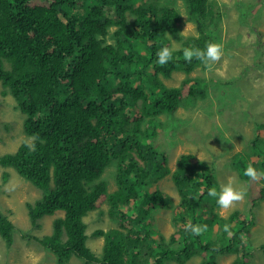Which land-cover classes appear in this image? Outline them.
Wrapping results in <instances>:
<instances>
[{
    "label": "trees",
    "instance_id": "trees-1",
    "mask_svg": "<svg viewBox=\"0 0 264 264\" xmlns=\"http://www.w3.org/2000/svg\"><path fill=\"white\" fill-rule=\"evenodd\" d=\"M175 1L0 0V84L26 115L27 135L36 137L34 150L25 142L15 154L0 156V165L16 169L43 191L40 200L28 205L33 223L64 213L54 221L51 235L30 236L56 255L57 264H69L73 257L86 264H185L201 253V264H221V256L229 254L237 255L233 264L251 262L253 252L244 239L255 212L247 218L237 210L223 219L216 198L208 196L209 188L220 190L213 165L183 154L174 171L161 169L166 156L158 161L153 150L158 116L175 112L184 99L194 101L198 93L204 95L198 89L204 80L190 77L203 64L195 58L185 61L183 49L204 50L208 42L222 41L223 13L215 0H184L197 27V35L189 37L180 33L183 20ZM252 6L255 9L252 3L247 8ZM112 28H116L114 42L108 43ZM171 36L181 48L160 66L157 53L170 47ZM175 72L187 77L180 87H169L161 78L169 79ZM130 106H140L147 114L133 117L131 127L124 118ZM147 118L152 126L148 129L154 131L150 136L141 130ZM260 127L264 129L263 124ZM254 145L250 153L236 154L234 164L242 178L260 187V198L253 200L259 207L264 179L256 182L243 175L250 157L251 165L264 172V138ZM111 166L116 167L113 181L106 176ZM168 174L181 196L178 205L160 189L147 188ZM105 202L120 225L134 227L87 233L85 218ZM125 205H132L128 212L119 209ZM172 208L175 232L169 240L161 236L155 247L150 241L155 230L146 222L155 216L153 210ZM188 221L206 224L208 229L194 237L185 231ZM216 224L222 230L214 240ZM225 224L233 227L230 239ZM237 224H243L244 230L235 229ZM13 230L0 212V233L11 243ZM91 237L104 238L99 256L87 244ZM143 249L145 261L138 258ZM261 250L264 253V245Z\"/></svg>",
    "mask_w": 264,
    "mask_h": 264
},
{
    "label": "rangeland",
    "instance_id": "rangeland-1",
    "mask_svg": "<svg viewBox=\"0 0 264 264\" xmlns=\"http://www.w3.org/2000/svg\"><path fill=\"white\" fill-rule=\"evenodd\" d=\"M215 1L216 9L223 13L220 43L224 47V56L221 61L212 65L211 71L202 65L190 74V77H199L205 81L198 87L203 90L204 95L198 93V99L194 101L184 99L175 112L158 116L154 122L155 133L150 130L152 129L150 118L143 121L141 130H147L148 136L154 133L151 143L153 150L157 152V160L162 161V155L166 156L167 162L161 169L170 168L174 171L183 154H193L199 161L213 165L219 187L227 183L230 177L234 179V186L246 193L244 200L226 211L217 207V211L226 220L237 210L243 211L247 218L255 212L256 218L253 225L247 228L250 234L244 242L253 252L250 264H264V253L261 250V246L264 245V200L259 207H255L253 200L260 198V187L242 178L234 164L236 154L250 153L248 151L254 148V142L264 138V129L260 127L261 124L264 125V0ZM174 3L185 10L182 13L184 30L181 35L185 37L197 35L196 25L187 16L186 2L177 0ZM251 3L255 4V9L253 6V9L247 8ZM115 29H111L108 43L114 42L112 36ZM170 40L172 42L170 48L173 50L181 48V42L173 38ZM150 71L153 73V67ZM186 77L187 74L184 72H175L171 78L161 79L169 87H180ZM112 84L117 86L118 83L113 80ZM126 109L128 116L124 118L130 120L129 127L133 117L147 115L140 106H130ZM25 119L26 115L20 111L15 98L0 84V156L15 154L25 142L33 144L34 140L25 130ZM253 161L254 158L250 157L249 163L252 164ZM259 163H263V160L259 159ZM115 172V166L108 168L106 176L111 178L110 181H113ZM112 185L111 191L116 190L113 182ZM147 188L149 192L160 189L176 205L181 201L180 193L170 174L158 183L153 182ZM42 196L43 191L23 178L16 169L0 165V212L14 226V242L3 239L0 233V264H57L58 259L53 252L30 240V236L41 238L51 235L54 221L64 216L63 212L58 211L55 215L45 216L36 224L33 223L28 205L35 204ZM131 207L132 205H125L119 209L128 212ZM153 213L155 216H151V220H147L146 224L152 225V229L155 230L150 241L157 247V241L161 236L169 240L175 232V211L172 208L153 210ZM85 222L89 234L99 228L109 230L125 229L126 225L134 227L130 223L120 225L117 219L111 217L107 202L100 204L98 209L91 212L85 218ZM218 225L214 226L215 232L212 237L214 240L221 234L222 229ZM244 228L243 224H237L235 229ZM87 244L91 251L99 256L105 242L104 238L91 237ZM202 256V253L197 254L185 264H201ZM138 258L141 261L147 259L144 249L139 251ZM236 259L235 254L224 255L221 256L220 263L233 264ZM152 260L149 261L153 263ZM69 264L86 263L73 257ZM168 264L179 263L173 261Z\"/></svg>",
    "mask_w": 264,
    "mask_h": 264
},
{
    "label": "clouds",
    "instance_id": "clouds-1",
    "mask_svg": "<svg viewBox=\"0 0 264 264\" xmlns=\"http://www.w3.org/2000/svg\"><path fill=\"white\" fill-rule=\"evenodd\" d=\"M178 9L180 10L181 17L183 20V23L181 24V30H180V33H181L182 30H184L183 28L184 16L182 15V13H184L185 10H182L180 7H178ZM187 16H188V11H187ZM190 36H193V35H190ZM170 38H173L174 40H178L172 36ZM182 54H183V58L185 61L190 63L195 58L199 60L205 66V68L208 69V71H211L212 65L221 61L222 57L224 56V47L221 43L208 42L204 50L200 48H195V47H185L183 49ZM172 58H173V49L168 46H164L157 53V63L160 66L166 65L169 61L172 60ZM32 139L35 140L36 137L33 136ZM34 147L35 145L33 144L32 145L33 150H34ZM243 175L248 177L250 180L256 181V182L260 181L261 179H264V172H258L256 168H254L251 164H249L246 167V169L243 172ZM245 195L246 193L243 189H238L237 187L234 186V179L231 177L228 179L227 183L220 186L219 191H217V188L215 186L208 189V196L216 198L217 205L223 211L233 208L237 203L242 202L245 198ZM184 228H185V231L191 232V234L195 237V236H201L204 232H206L208 229V226L206 224L204 225L193 224L191 221H188L184 225ZM230 229H231V225H228V224L224 225V231L229 236L232 235V232ZM2 238L5 239L3 236Z\"/></svg>",
    "mask_w": 264,
    "mask_h": 264
},
{
    "label": "bare ground",
    "instance_id": "bare-ground-1",
    "mask_svg": "<svg viewBox=\"0 0 264 264\" xmlns=\"http://www.w3.org/2000/svg\"><path fill=\"white\" fill-rule=\"evenodd\" d=\"M1 134V133H0ZM4 137V136H3ZM17 151V150H16ZM15 153V152H14ZM5 156V155H4ZM187 263V262H186Z\"/></svg>",
    "mask_w": 264,
    "mask_h": 264
}]
</instances>
